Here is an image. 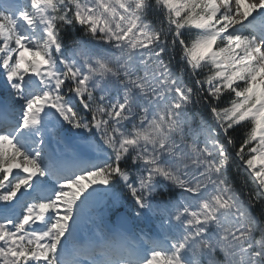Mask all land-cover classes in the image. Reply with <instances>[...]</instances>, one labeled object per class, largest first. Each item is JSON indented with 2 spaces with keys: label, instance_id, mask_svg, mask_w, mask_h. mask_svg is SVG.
<instances>
[{
  "label": "snow or ice",
  "instance_id": "6c2138e0",
  "mask_svg": "<svg viewBox=\"0 0 264 264\" xmlns=\"http://www.w3.org/2000/svg\"><path fill=\"white\" fill-rule=\"evenodd\" d=\"M0 264H264V0H0Z\"/></svg>",
  "mask_w": 264,
  "mask_h": 264
}]
</instances>
